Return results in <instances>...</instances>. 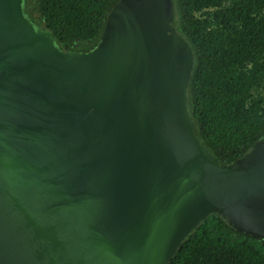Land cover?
Instances as JSON below:
<instances>
[{"label":"water","instance_id":"1","mask_svg":"<svg viewBox=\"0 0 264 264\" xmlns=\"http://www.w3.org/2000/svg\"><path fill=\"white\" fill-rule=\"evenodd\" d=\"M193 68L173 0H116L68 51L0 0V264H168L212 214L264 240V137L219 164Z\"/></svg>","mask_w":264,"mask_h":264},{"label":"trees","instance_id":"2","mask_svg":"<svg viewBox=\"0 0 264 264\" xmlns=\"http://www.w3.org/2000/svg\"><path fill=\"white\" fill-rule=\"evenodd\" d=\"M116 0H27L35 22L64 51L97 42ZM173 23L194 68L188 108L201 143L221 165L264 137V0H173ZM168 264H264V240L210 215Z\"/></svg>","mask_w":264,"mask_h":264}]
</instances>
